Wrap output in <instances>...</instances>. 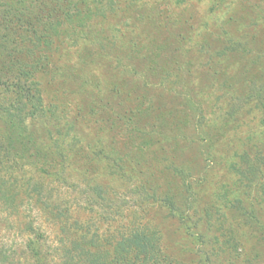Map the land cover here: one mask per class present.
<instances>
[{
    "label": "rangeland",
    "instance_id": "374dc122",
    "mask_svg": "<svg viewBox=\"0 0 264 264\" xmlns=\"http://www.w3.org/2000/svg\"><path fill=\"white\" fill-rule=\"evenodd\" d=\"M92 28L91 42L102 35L103 50L65 39L37 59L46 115L27 122L25 139L39 149L38 167L77 186L43 180L45 189L77 206L100 233L133 221L155 229L163 254L177 263L264 264V226L256 224H264V164L254 183L236 171L247 167L243 154L249 162L264 158V102L244 103L264 83V0H148L135 14ZM115 30L122 36L113 43ZM133 42L140 53L130 59ZM234 42L240 47L222 53ZM57 132L66 134L61 161ZM84 190L103 206L119 205L122 215L87 209L78 195ZM166 195L180 209L175 215L160 200ZM35 200L17 212L0 203L6 264H32L26 246L38 232L43 251L60 264L58 226ZM225 240L231 255L218 249Z\"/></svg>",
    "mask_w": 264,
    "mask_h": 264
},
{
    "label": "trees",
    "instance_id": "16d2710c",
    "mask_svg": "<svg viewBox=\"0 0 264 264\" xmlns=\"http://www.w3.org/2000/svg\"><path fill=\"white\" fill-rule=\"evenodd\" d=\"M146 1L31 0L29 6L21 7L0 3V203L8 206L12 212H17L18 205L35 198L41 209L45 208L41 210L42 217L57 225L61 235L57 250L60 264H180L163 254L158 232L145 224L133 221L104 234L99 232L100 227L95 222H82L78 217L80 212L77 206L63 201L65 199L56 200L54 195L57 191L45 189L43 180L62 185L66 190L75 191L77 186L69 183L63 174L38 167L34 161L40 157L39 149L32 138L25 139L27 122L39 120L46 115L42 92L36 80L40 53L51 50L65 39L74 44L78 41L95 43L103 50L102 35L97 34L94 42H91L94 38L88 35L89 30L93 31L92 27L108 23L117 13L135 14ZM159 18V13H155L152 21L156 22ZM119 35L122 36L117 30L113 31L110 41L115 43ZM240 45L235 42L229 44L222 53L233 51ZM130 51V59L139 55L140 50L135 42ZM128 69L133 75L134 67ZM251 92L244 103L255 96L263 104L264 83L257 88L253 87ZM127 121L131 122L130 117ZM57 134L55 147L61 161L63 154L60 150L63 149L66 134ZM76 145L70 144V147ZM241 159L247 162V167L236 168L237 173L249 183H254L259 179L264 158L249 162L248 155L243 154ZM172 169L181 176L185 175L181 167L173 166ZM185 176L188 177V174ZM93 190L97 198L103 197L104 192L100 187L94 186ZM136 190L145 191L143 186ZM78 195L84 197L89 210L102 208L114 216L122 215V207L116 204L103 206L101 202L93 200L95 196H91L89 190L78 191ZM151 197L154 198L153 194ZM160 200L169 214L175 215L180 210L171 196L166 195ZM77 201L79 199L76 204ZM256 224L259 228L264 226L262 223ZM42 238L43 234L38 232L27 243L32 264H53L51 255L43 251ZM230 243V240H225L218 249L231 255ZM205 256L206 259L210 257L208 253ZM8 261L7 251L0 250V264Z\"/></svg>",
    "mask_w": 264,
    "mask_h": 264
}]
</instances>
